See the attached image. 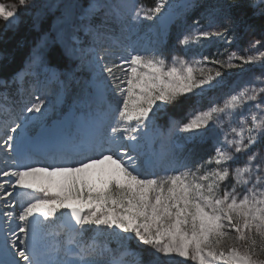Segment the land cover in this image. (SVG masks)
Here are the masks:
<instances>
[{
    "label": "snow or ice",
    "instance_id": "obj_1",
    "mask_svg": "<svg viewBox=\"0 0 264 264\" xmlns=\"http://www.w3.org/2000/svg\"><path fill=\"white\" fill-rule=\"evenodd\" d=\"M36 7L35 0H0V42L19 29L21 9ZM40 7L60 9L55 34L44 32L23 66L10 72L13 57L0 48V113L10 117L17 96L55 82L62 89L55 104L68 109L60 119L96 103L98 127L92 139L47 166L5 161L0 264H264V51L257 49L264 40H253L245 54L232 51L226 60L201 52L199 58L186 53L169 61L161 50L142 54L113 34L141 19H160L170 0L148 7L121 0ZM182 8L186 14L201 10L185 19L178 43L186 50L213 38L231 44L238 29L264 36V0H185ZM41 19V13L32 17L33 30H40ZM57 43L80 61L63 73L45 55ZM24 44L20 39L16 47ZM252 50L254 55L246 54ZM85 63L97 70V91L69 99L65 79H74ZM209 65L219 67L213 73ZM244 66H258L260 75L204 107L205 94L225 76L221 68ZM51 103L32 94L23 110L46 115ZM166 110H187L184 122L169 121L168 133L178 128L192 141L212 139L211 155L172 160L155 152L147 132L160 127L155 118ZM11 123L5 121L3 141L9 150L14 136L8 132L21 127ZM225 124L221 138L215 129Z\"/></svg>",
    "mask_w": 264,
    "mask_h": 264
},
{
    "label": "rangeland",
    "instance_id": "obj_2",
    "mask_svg": "<svg viewBox=\"0 0 264 264\" xmlns=\"http://www.w3.org/2000/svg\"><path fill=\"white\" fill-rule=\"evenodd\" d=\"M154 0H121V2H129V3H135L137 5H144L145 7H148V2H152ZM5 2H10V0H5ZM65 2V0H35V3L38 7L33 8V16L36 13L42 14V19L40 23V30L36 31L33 30L32 26V35L30 36L28 48L26 51V55L29 54L31 47L36 43L38 38L44 33L48 32L50 35L54 36L53 31V24L56 20V18L60 15V9L59 8H50V7H40L44 5H55ZM185 0H170V7L166 8L163 13L166 10H170L172 14H174L172 22L170 24V27L172 26V40L170 44L167 46L165 45V39L163 38V35H158L153 31V27L158 26L159 22H156L154 20H147V19H141L140 21L134 22V25L130 29H126L124 31H121L119 28L116 29V31L113 34L114 40H119L123 43L124 46H131L136 49H138L142 54H151L153 50H161L163 54L169 59H171L174 55H181L184 56L187 53V57L191 58L193 54H197V58H199V53H203L204 55H209L218 59L226 60L227 56L232 51H240L241 54L244 53V49H248L250 47V44L253 40H264V36L261 35V32H256L255 34L244 32L241 29H238L234 33V38L232 36L229 37V39H232L233 42L231 44L226 43L222 38H213L210 41H202L200 45H192L190 49H184L182 45L178 43L179 38L182 37V33L184 32L187 25L185 24V19L188 17V15H198L201 11L200 9L197 10L194 14H186L184 12V9L182 8V5L184 4ZM205 2H210V0H205ZM190 23V19L188 20ZM206 21H202V23H205ZM167 37V36H166ZM51 49H54L59 54V62L61 64L60 68H57L55 66H51L48 62L50 67H53L57 69L60 73H63L67 71V67H69V70L75 67V65L79 64V60L70 59L63 53V49L61 46L57 44L51 45L49 50L47 51L46 59L48 61L49 57L48 54ZM257 49L259 51H264V47L257 46ZM122 51V49H121ZM217 53H222V55H217ZM246 54L254 55L255 50L249 51ZM27 57V56H26ZM232 63L234 65H240L241 62L239 60H233ZM213 69V73L215 72L216 68L219 67V65H209ZM250 66H244L241 67H232V68H221V71L225 73V76L219 86L212 89L211 91L207 92L205 94V98L203 101V106L207 107L209 99H214L219 102L222 100V98L229 94L232 90L236 89L238 90L239 87H243L249 80H252L254 76L260 75V68L258 66L254 67L252 71H249ZM98 73L95 67L89 65L88 63H85L84 66L75 74V78L68 81L65 79L64 76H61V79H65V87H66V93L68 98L70 99L73 95H78L81 93V91L85 92H94L96 90L95 84L98 79ZM97 76V77H95ZM43 79V76L41 77ZM61 86L58 83L54 82L53 86H50L48 90L44 91L42 89V86L38 91L29 89V91L25 92L21 96H17L15 98V102L12 107V113L11 116H5L2 113H0V126L1 124H5L6 120H12V121H18V120H24L23 115L20 114L21 111L25 108V106H28V103H26L27 99L29 98V95L31 97L32 94L40 96L41 99H45L47 101H51V104L45 105V113L46 115H42L41 113H34L36 114L37 118H41L46 116V118L52 114H57L59 112V109L57 105L55 104L56 95L58 93L62 92V89H60ZM47 96H51V99L49 100ZM23 104L24 106H19ZM31 106V105H29ZM83 106V105H81ZM247 107V106H246ZM29 116V115H28ZM27 116V117H28ZM166 116V111H161L157 114V117L155 118L157 121L160 122V120ZM161 118V119H160ZM187 118V111L183 118L177 119V118H169L167 121V127L165 130H163V135L161 136V140L163 142H167L166 150L167 155L172 160H182L184 157L181 156L182 152V141L183 140H189L188 134L183 133L179 131L177 128L172 133H168V124L170 120H175L178 122H184ZM47 121V120H46ZM35 125H38V123H35ZM233 126H238L235 122L233 123ZM37 129L34 127L31 129V131ZM156 132L158 128L155 129ZM228 127L227 124H225L224 128H216L215 132L217 135H219L221 138L223 137L224 131H227ZM9 134V133H8ZM3 140L5 139L6 135L4 134ZM169 137V138H168ZM191 141V140H190ZM205 141H209V154L207 153L206 157L208 155H211L212 152V139H206ZM257 147H260V145H257ZM207 150V152H208ZM184 151V149H183ZM8 155L9 151L7 153H3L2 155ZM4 157V156H3ZM205 157V158H206ZM1 161L3 160L2 156H0ZM241 160L244 159V156L242 155ZM9 160H12L9 159ZM2 167L5 165V162H1ZM1 167V168H2ZM3 178H0L2 180ZM232 241L228 240L226 241V244L231 245ZM261 259H264V255L260 257Z\"/></svg>",
    "mask_w": 264,
    "mask_h": 264
},
{
    "label": "trees",
    "instance_id": "obj_3",
    "mask_svg": "<svg viewBox=\"0 0 264 264\" xmlns=\"http://www.w3.org/2000/svg\"><path fill=\"white\" fill-rule=\"evenodd\" d=\"M154 3L148 2L147 4L151 6ZM20 17H21V23L19 26V29L13 33L12 31H9L5 37V40H7V43L0 42V48L7 49L8 53H10L13 57L12 63L9 67V72L12 70H16L23 66V62L26 58V51L28 48V43L30 36L32 35V17H33V8L30 9H21L20 11ZM257 25H259V21H255ZM3 22L0 21V26H2ZM242 30V29H241ZM257 32H260L259 30ZM11 37V39H8ZM23 39L25 41L23 48H17L16 44L17 41ZM172 40V35L168 36V41L166 45L168 46ZM48 62L51 65H54L58 68H60L61 64L58 60L59 54L54 50L51 49L48 54ZM67 70H69V67H67ZM187 110L182 111H174V110H166V116L163 117L161 120L162 124H166L167 117L173 116L174 118L180 119L183 118L186 114ZM209 141L199 142L197 140L193 142L186 143L185 146V154L188 156L190 153L193 154V158H205L207 153L209 154L208 150ZM208 150V152H207Z\"/></svg>",
    "mask_w": 264,
    "mask_h": 264
},
{
    "label": "bare ground",
    "instance_id": "obj_4",
    "mask_svg": "<svg viewBox=\"0 0 264 264\" xmlns=\"http://www.w3.org/2000/svg\"><path fill=\"white\" fill-rule=\"evenodd\" d=\"M170 10H166L161 15V18L160 19H155L156 22H159V25L158 26L153 27L154 28L153 31L156 34L160 35V33H161V35H164L166 29L170 26V24L172 22V19H173V16H174V14H172L170 12ZM97 76H95V77H97ZM53 85H54V82L52 84L48 85L47 87L42 86L41 91L42 90L46 91V90H48V88L50 86H53ZM47 98L50 100L51 99V96H47ZM30 99H31V97L29 95V98L26 101V103H28V106L30 105ZM20 106H24V105L23 104L20 105V103H19V106L18 107H20ZM20 114L23 115V117H24L23 122H22V120H18L15 123H11L10 124L11 127H15L16 124H20L21 125V127L19 129H17V131L15 133H11L10 131L8 132L10 135H13L14 136V140L11 142L12 145H13V143L15 141L19 140L24 135V133H25V120L26 119L29 120V123L27 125V128H28V131L27 132L28 133L31 132V129H33L34 127L38 128L39 126H41L48 119V117L46 118V116L41 117V118H37L36 117L37 116L36 114H34V113H27L24 110L21 111ZM98 117H99V115H97V113H96V117L95 118H98ZM35 123H38V125H35ZM104 123H105V125L107 124L105 121H104ZM4 134H5V124H1V126H0V156H2V158H3V155L2 154L3 153H7L8 151H9V154L6 155L7 158H3L2 161H1V158H0V164L2 165L1 162L7 161L8 164L10 165L13 160H16L18 163H24V160L18 159L11 150H9L6 147H4V145H3V141L4 140H3V137H2ZM82 135L83 134H82L81 130L75 129L74 137L72 139H80L82 137ZM5 139H6V137H5ZM61 147L62 146H51V147H47L46 148L47 154H45V155H47V157L48 156L52 157L51 163H53L55 159H58L59 158V156H60V154H61L62 151L63 152H69L68 150H62ZM41 149H45V148H41ZM11 158H12V160H9ZM37 161L40 162V164L42 166H47V163L43 160V158H42L41 155L40 156L37 155L35 162H37ZM4 168H5V165L1 169H4ZM2 221H3V218L0 217V227H2ZM12 223H13V226H15V223H17V221H13ZM0 243H2L1 239H0Z\"/></svg>",
    "mask_w": 264,
    "mask_h": 264
}]
</instances>
